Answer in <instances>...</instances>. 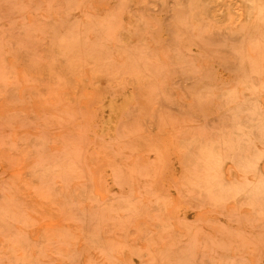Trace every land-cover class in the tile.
Returning <instances> with one entry per match:
<instances>
[{"label":"rangeland","instance_id":"1","mask_svg":"<svg viewBox=\"0 0 264 264\" xmlns=\"http://www.w3.org/2000/svg\"><path fill=\"white\" fill-rule=\"evenodd\" d=\"M255 6L0 0V264H264Z\"/></svg>","mask_w":264,"mask_h":264},{"label":"bare ground","instance_id":"2","mask_svg":"<svg viewBox=\"0 0 264 264\" xmlns=\"http://www.w3.org/2000/svg\"><path fill=\"white\" fill-rule=\"evenodd\" d=\"M253 15H254V17L264 16V10L261 9V7H259V6H255L254 9H253ZM121 91H122V89H121ZM124 100H125L124 97L122 95H118V94L115 95L114 97H104L102 99L101 104H100V108H98V110L95 112V114L92 117V119L102 122L101 124H103L104 126L109 125L119 115L121 107L124 104ZM171 163H172V161H171ZM216 194H217V192H216ZM181 207H182V204H181ZM186 208H184V209H186ZM178 214H180V213H178ZM181 214L184 215L183 212Z\"/></svg>","mask_w":264,"mask_h":264}]
</instances>
